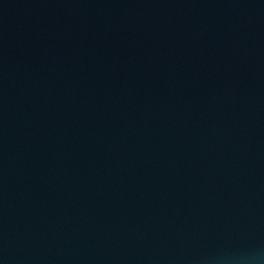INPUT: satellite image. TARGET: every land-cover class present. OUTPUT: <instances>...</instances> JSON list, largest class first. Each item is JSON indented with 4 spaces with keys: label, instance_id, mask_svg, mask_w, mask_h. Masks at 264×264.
Returning <instances> with one entry per match:
<instances>
[{
    "label": "water",
    "instance_id": "obj_1",
    "mask_svg": "<svg viewBox=\"0 0 264 264\" xmlns=\"http://www.w3.org/2000/svg\"><path fill=\"white\" fill-rule=\"evenodd\" d=\"M0 264H264V0H0Z\"/></svg>",
    "mask_w": 264,
    "mask_h": 264
}]
</instances>
